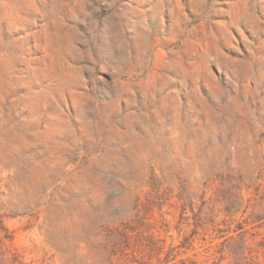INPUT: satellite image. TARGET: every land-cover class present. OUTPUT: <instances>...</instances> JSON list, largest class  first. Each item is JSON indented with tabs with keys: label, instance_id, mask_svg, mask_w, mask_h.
Wrapping results in <instances>:
<instances>
[{
	"label": "rangeland",
	"instance_id": "374dc122",
	"mask_svg": "<svg viewBox=\"0 0 264 264\" xmlns=\"http://www.w3.org/2000/svg\"><path fill=\"white\" fill-rule=\"evenodd\" d=\"M0 264H264V0H0Z\"/></svg>",
	"mask_w": 264,
	"mask_h": 264
}]
</instances>
